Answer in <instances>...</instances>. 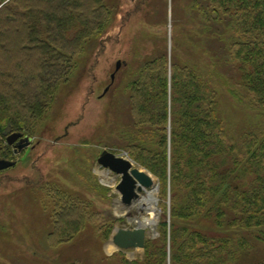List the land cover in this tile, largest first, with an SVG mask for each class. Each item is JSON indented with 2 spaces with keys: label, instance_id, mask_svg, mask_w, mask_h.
<instances>
[{
  "label": "trees",
  "instance_id": "1",
  "mask_svg": "<svg viewBox=\"0 0 264 264\" xmlns=\"http://www.w3.org/2000/svg\"><path fill=\"white\" fill-rule=\"evenodd\" d=\"M210 1L213 20L231 17L232 60L249 108L264 113V0ZM109 21L106 0H0L4 159L13 158L4 143L7 126L23 134L31 129L85 43ZM215 77L177 64L169 75L164 57L141 68L131 86L129 154L169 185L171 222L162 221L160 236L146 241L143 258H122L123 264H264L257 253L264 249V131L246 133L241 143L231 138L218 117ZM64 213L57 223H75Z\"/></svg>",
  "mask_w": 264,
  "mask_h": 264
},
{
  "label": "rangeland",
  "instance_id": "2",
  "mask_svg": "<svg viewBox=\"0 0 264 264\" xmlns=\"http://www.w3.org/2000/svg\"><path fill=\"white\" fill-rule=\"evenodd\" d=\"M106 5L109 24L85 43L50 108L24 132L31 146L16 155L4 142L13 154L8 159L17 164L0 170V264H123L122 258L144 257V249L118 250L109 242L117 229L137 227L151 211L142 213V197L132 206L122 203L116 189L121 177L98 164L104 150L130 158L159 184L156 223L147 227V240L160 236L162 221L170 226L169 185L162 187L128 150V132L134 130L131 86L149 61L165 57L169 75L174 64L216 75L218 117L237 143L248 132L264 131V113L249 108L230 54L231 17L213 20L218 15L210 0H106ZM9 45L14 52L11 38ZM62 210L75 223H57ZM57 232L65 235L52 238ZM257 249L264 256L263 247Z\"/></svg>",
  "mask_w": 264,
  "mask_h": 264
},
{
  "label": "water",
  "instance_id": "3",
  "mask_svg": "<svg viewBox=\"0 0 264 264\" xmlns=\"http://www.w3.org/2000/svg\"><path fill=\"white\" fill-rule=\"evenodd\" d=\"M121 65L122 63L119 62L117 69H120ZM4 135L7 136L9 145L16 146L15 154H19L31 144V139L23 138L22 133L13 132L10 124L5 129ZM15 164L14 161L2 159L0 160V170L12 167ZM98 164L121 177L116 189L120 193L122 203L127 206H132L139 201L141 192L146 191L149 187L155 186L156 192L159 189V184H155L151 174L135 167L134 162L128 157L104 150L98 159ZM155 202L158 203V198H155ZM137 223L138 225L135 228L117 229L109 242L116 246L118 250L144 249L147 240V226Z\"/></svg>",
  "mask_w": 264,
  "mask_h": 264
},
{
  "label": "bare ground",
  "instance_id": "4",
  "mask_svg": "<svg viewBox=\"0 0 264 264\" xmlns=\"http://www.w3.org/2000/svg\"><path fill=\"white\" fill-rule=\"evenodd\" d=\"M146 196H141L142 199L139 201V207L143 213V211H151L150 216H146L144 220H140L139 223H142L145 226H153L155 225L156 219L154 218V212L157 211V207H155V189L146 190ZM113 246H110V250Z\"/></svg>",
  "mask_w": 264,
  "mask_h": 264
},
{
  "label": "flooded vegetation",
  "instance_id": "5",
  "mask_svg": "<svg viewBox=\"0 0 264 264\" xmlns=\"http://www.w3.org/2000/svg\"><path fill=\"white\" fill-rule=\"evenodd\" d=\"M12 147H15V145H14V146H12Z\"/></svg>",
  "mask_w": 264,
  "mask_h": 264
}]
</instances>
